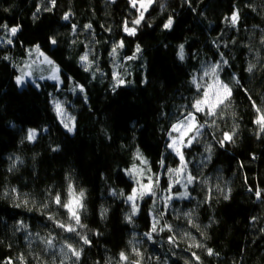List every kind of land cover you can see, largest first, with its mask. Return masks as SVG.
<instances>
[{
    "label": "trees",
    "instance_id": "obj_1",
    "mask_svg": "<svg viewBox=\"0 0 264 264\" xmlns=\"http://www.w3.org/2000/svg\"><path fill=\"white\" fill-rule=\"evenodd\" d=\"M150 3L0 0V264H264V0Z\"/></svg>",
    "mask_w": 264,
    "mask_h": 264
},
{
    "label": "rangeland",
    "instance_id": "obj_2",
    "mask_svg": "<svg viewBox=\"0 0 264 264\" xmlns=\"http://www.w3.org/2000/svg\"><path fill=\"white\" fill-rule=\"evenodd\" d=\"M133 5L137 8L139 12L142 13L144 9H146L151 3V0H130ZM5 39L8 41L7 38L1 36V39ZM27 56L18 64L15 65L16 68V77L15 83L18 85L19 88L25 87L26 84H33L37 85L39 81H50L56 83L57 85H61V76L59 72L58 66L52 62L50 57L47 54H44L42 51L38 49L37 46L30 47L26 50ZM228 95V89L224 86L223 83L219 82V80H215L211 83V85L206 90L205 94L201 98V101L197 103L196 110L198 111H208L212 112L214 108L220 104L224 98ZM57 114L60 117L63 126L67 127V131L72 133L74 131L73 121L70 116H68L62 106L57 105ZM196 126V122L191 118H189L187 123H180L175 125L172 128V136L170 137V146L173 150L178 153L177 155L181 157L180 151L184 145H186V139L189 135L194 131ZM36 133L32 132L31 136L35 135ZM140 184L143 186L146 185L144 182L145 177L141 176L138 180ZM137 183V184H138ZM138 184V188H135L136 191L142 190L149 192L146 186H142ZM188 194V187L183 190L182 194L174 195L173 198H183Z\"/></svg>",
    "mask_w": 264,
    "mask_h": 264
}]
</instances>
